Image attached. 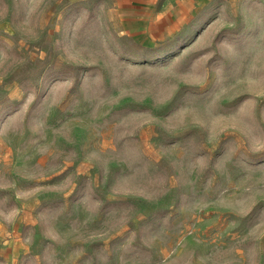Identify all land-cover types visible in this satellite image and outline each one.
<instances>
[{
    "label": "rangeland",
    "instance_id": "rangeland-1",
    "mask_svg": "<svg viewBox=\"0 0 264 264\" xmlns=\"http://www.w3.org/2000/svg\"><path fill=\"white\" fill-rule=\"evenodd\" d=\"M0 264H264V0H0Z\"/></svg>",
    "mask_w": 264,
    "mask_h": 264
},
{
    "label": "crops",
    "instance_id": "crops-1",
    "mask_svg": "<svg viewBox=\"0 0 264 264\" xmlns=\"http://www.w3.org/2000/svg\"><path fill=\"white\" fill-rule=\"evenodd\" d=\"M117 1H119V0H117ZM127 2H130V3H135V4H141V3H151L153 0H126ZM147 7V6H146ZM133 8H131V7H129V6H124V7H122V10L124 11V10H126V12L127 11H130V10H132Z\"/></svg>",
    "mask_w": 264,
    "mask_h": 264
}]
</instances>
